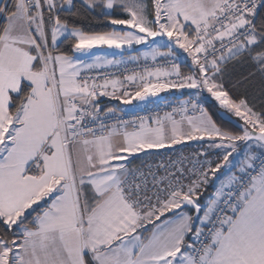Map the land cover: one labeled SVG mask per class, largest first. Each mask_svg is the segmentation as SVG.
<instances>
[{
  "label": "snow or ice",
  "instance_id": "6c2138e0",
  "mask_svg": "<svg viewBox=\"0 0 264 264\" xmlns=\"http://www.w3.org/2000/svg\"><path fill=\"white\" fill-rule=\"evenodd\" d=\"M0 264H264V0H0Z\"/></svg>",
  "mask_w": 264,
  "mask_h": 264
},
{
  "label": "built area",
  "instance_id": "2783aa9c",
  "mask_svg": "<svg viewBox=\"0 0 264 264\" xmlns=\"http://www.w3.org/2000/svg\"><path fill=\"white\" fill-rule=\"evenodd\" d=\"M133 67H134V65H131V64L129 65V69H131ZM113 71H114V69H113ZM179 99H187V97L186 96H184V97L180 96V97H175V98L163 99V100H160L154 104L149 105L148 108L143 107L139 110L124 111L123 113H121V115L124 116V118H126V119H131L137 115H149V114H151V111H150L151 109H155L157 107L163 108L166 104H175L178 102ZM199 144L200 143L189 144V145H183V146L173 148V149H175V152L173 151V149H166L164 151L158 152L159 154L152 157L151 161L156 162V163H158L161 160L167 161L170 158V156H171V158L174 159L175 156L180 154L181 152L184 155L191 156L194 152H196L198 150ZM213 159H215V157H213Z\"/></svg>",
  "mask_w": 264,
  "mask_h": 264
},
{
  "label": "trees",
  "instance_id": "16d2710c",
  "mask_svg": "<svg viewBox=\"0 0 264 264\" xmlns=\"http://www.w3.org/2000/svg\"><path fill=\"white\" fill-rule=\"evenodd\" d=\"M82 23L86 28H91L94 30H102V28H103V22L102 21H96V20L89 19V20L83 21ZM234 71H235V75L237 78H242L244 75H247V73L250 71V68L247 66H238ZM241 91H243V89H241ZM175 97H180V94L174 93L171 98H175ZM117 102L118 101H110L106 105H109V106L110 105H117ZM208 106H209V108H211L210 104ZM213 114L215 115V113H213ZM219 122H221V121L218 120V123ZM224 123H225V126L227 127L228 126L227 122H224ZM214 188H215V185H214V181H213L212 183H210V185L204 191L203 197L206 198L208 196H211L213 191H214Z\"/></svg>",
  "mask_w": 264,
  "mask_h": 264
},
{
  "label": "rangeland",
  "instance_id": "374dc122",
  "mask_svg": "<svg viewBox=\"0 0 264 264\" xmlns=\"http://www.w3.org/2000/svg\"><path fill=\"white\" fill-rule=\"evenodd\" d=\"M138 47H140V48L143 50V46H138ZM94 51H99V50H94ZM104 51L113 52V51H116V50H107V49H105ZM133 55H135V53H133ZM153 100H156V98H153ZM136 104H137V103H133L132 105H128V106H126V107L123 108V109H125V110H133V109H137V107H135ZM141 107H142V106H141ZM139 108H140V107H139ZM198 143H200V142H197V141H189V142H187L186 144L175 145V146H173V148H176V147H179V146H183V145L198 144ZM164 150H166V149L150 150V151H152V152H161V151H164ZM226 173H227V169H226V168H222V169H221V172H220V173H217V176H218V177H221V178H224V176L226 175ZM218 183H219L218 180H214V185H215V187L218 186ZM214 189H215V188H214ZM212 194H213V193H212Z\"/></svg>",
  "mask_w": 264,
  "mask_h": 264
},
{
  "label": "crops",
  "instance_id": "0c3cea01",
  "mask_svg": "<svg viewBox=\"0 0 264 264\" xmlns=\"http://www.w3.org/2000/svg\"><path fill=\"white\" fill-rule=\"evenodd\" d=\"M174 93L175 92H172V93H161L159 97H156V100L155 101L158 102V101L163 100V99L171 98ZM151 99H153V98H151ZM108 102H110V100H108L107 98H101L102 107L104 105H106ZM133 103H137V102L136 101H133ZM117 104H119V102H117ZM126 106H128V105H119L120 108H125ZM141 108H143V106L140 107V108H137V109L125 110V111H134V110H139ZM137 163H139V161H137Z\"/></svg>",
  "mask_w": 264,
  "mask_h": 264
},
{
  "label": "water",
  "instance_id": "95a60500",
  "mask_svg": "<svg viewBox=\"0 0 264 264\" xmlns=\"http://www.w3.org/2000/svg\"><path fill=\"white\" fill-rule=\"evenodd\" d=\"M117 51V50H116Z\"/></svg>",
  "mask_w": 264,
  "mask_h": 264
}]
</instances>
